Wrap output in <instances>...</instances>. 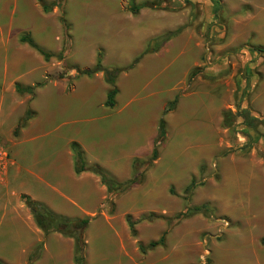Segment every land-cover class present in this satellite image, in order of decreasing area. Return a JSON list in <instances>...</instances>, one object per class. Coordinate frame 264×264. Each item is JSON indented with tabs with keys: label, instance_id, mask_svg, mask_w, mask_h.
<instances>
[{
	"label": "rangeland",
	"instance_id": "obj_1",
	"mask_svg": "<svg viewBox=\"0 0 264 264\" xmlns=\"http://www.w3.org/2000/svg\"><path fill=\"white\" fill-rule=\"evenodd\" d=\"M152 1L158 2L157 8L142 9L135 16L128 11L132 3ZM46 2L52 6L48 15L28 14L23 0H16L19 7L13 19L26 28L23 35L32 36L50 53L67 42L59 74L67 78V92L61 98L70 108L48 118V154L66 148L67 139L97 145L110 140L109 151L117 155L116 162L125 163L132 147L143 146L149 139L147 156L136 159L139 171L130 177L141 174V182L110 202L107 199L112 229L98 216L88 219L85 264H264V122L249 128L238 119L226 129L221 117L223 111L235 114L240 108L264 120V53L251 50L264 48V0ZM172 9L180 25L144 44L140 32L146 28L144 19L156 22L158 11ZM61 17L68 26V39ZM167 20L154 26L171 28L173 20ZM163 40L170 45L162 49ZM12 48L8 56L17 50ZM99 51L111 70L128 67L147 51L133 69L118 75L113 108L103 105L108 85L93 78L96 74L76 73V68L91 69ZM62 60L55 58L51 63L58 67ZM35 68L37 83L42 81V68L38 64ZM57 75L48 74L42 81L48 83V98L60 96L54 87L60 84ZM73 84L79 91L98 86L85 99L83 111H77L80 101L67 94ZM54 107L48 100V111ZM160 119L164 137L159 142ZM89 130L94 131L92 135ZM134 139L141 140L135 145ZM156 141L157 157L147 167ZM7 151L12 154L10 147ZM117 177L122 182L130 180ZM192 181L194 186L187 192ZM200 207H204L201 212H190ZM126 216L136 224L135 237ZM5 226L0 224V264H30L27 251L18 260L15 253L28 247L34 237L26 234L14 239L3 233ZM122 229L123 250L114 237ZM164 233L163 246L139 252V244L146 247ZM42 235L31 259H38L43 250Z\"/></svg>",
	"mask_w": 264,
	"mask_h": 264
},
{
	"label": "crops",
	"instance_id": "obj_2",
	"mask_svg": "<svg viewBox=\"0 0 264 264\" xmlns=\"http://www.w3.org/2000/svg\"><path fill=\"white\" fill-rule=\"evenodd\" d=\"M41 1L48 6V2H46L48 0ZM22 6L28 14H40V12L46 14L43 12L39 0H23ZM18 7L19 4L17 5L16 0H0V147L6 151L10 147L12 151V154L7 151V164L3 170H0V224L7 225L3 233H8L14 239H20L21 235L26 234H31L34 237L28 247L15 253L16 260L21 256H26L25 252L27 251L26 260L31 262L30 264H74L73 240L57 233L45 236L43 250L39 258L31 259L36 244L43 233L36 227L21 197L25 196L31 201L44 206L52 213L68 219L91 220L100 217L108 229L111 230L112 224L110 222L113 221V217L108 215L106 209L107 199L109 198L107 190L102 185L100 178L93 173L84 171L78 175L75 174L74 156L70 150V145L77 143L80 146L86 168L98 166L107 175L118 180V182H122L123 180L117 176H125L124 179L126 180L130 179L133 173V161L147 156L149 139H145L143 146L132 147L133 152L128 155L129 157H125V163L116 162L117 155L109 151L110 140H108V143L97 145L95 142L86 144L84 139H67L66 148L48 154V131L45 129L48 118H52L56 113L63 115L62 113H66L70 107L64 104L61 98L67 92V78L60 79V84L54 85V87L59 88L56 91L60 96L51 94L50 98H48V90L46 89L48 83L45 84L42 81L46 77L48 78V74L62 72V66L66 59L64 58L56 67L51 63L55 59L54 57L49 61H44L43 57L36 51L19 41L24 36V32L27 31L26 28H23L24 26L14 23L13 17ZM174 11V9H172V12L166 13L165 11H158L155 16L156 22H152L151 19L153 18L144 19V22H142L146 24V28L140 31L143 35L141 41L144 44H149L151 40L159 39L163 32L173 31L177 28L181 19L178 13ZM140 15L142 17L147 16L143 13ZM173 15H177V17L171 19L170 16ZM166 19L169 23L173 20L171 28H164L163 25L154 26L157 22L166 23ZM45 25L48 27V24L45 23ZM45 25L41 26L42 31L46 29ZM30 37L32 39V36ZM34 43L43 49L35 41ZM169 45V41L165 42L163 40L160 47L163 49ZM13 46L17 47V50L8 56L6 53L9 48L13 49ZM63 47L64 43L62 49L58 46L54 53L43 50L58 55L62 52ZM35 64L40 65L42 68L40 74L42 81L37 83L33 81L34 74L37 72ZM101 66L104 69L111 70V68L106 67L103 59H101ZM93 78L98 79L100 83L102 81L105 83L102 73H97ZM16 86L22 90L33 88V91L31 94L27 92L20 93L16 91ZM97 88L98 86L92 85L79 91L73 84L72 90L67 94L71 95V99L80 101L77 111H83L85 110V99L92 96ZM107 90H109V86ZM48 100L50 103H55V107L50 109L51 113L48 111ZM105 101L103 100V105ZM48 112L50 115H48ZM25 118L26 120L22 124V120ZM93 132L89 130V134L92 135ZM140 140L134 139V143H132L136 145ZM112 145L115 146L116 141ZM103 151H106L105 155L102 154ZM108 201L110 202L111 199L109 198ZM96 216L98 217L96 218ZM10 224H13L14 228L10 227ZM90 226L88 224L85 230L84 240ZM99 226L100 229H103L104 225L100 223ZM122 231L116 232L114 237L120 241L123 250L125 248L122 242L124 230L122 229Z\"/></svg>",
	"mask_w": 264,
	"mask_h": 264
},
{
	"label": "trees",
	"instance_id": "obj_3",
	"mask_svg": "<svg viewBox=\"0 0 264 264\" xmlns=\"http://www.w3.org/2000/svg\"><path fill=\"white\" fill-rule=\"evenodd\" d=\"M42 10L44 13H50L52 10V6H47L42 3L41 0H39ZM158 2L152 1V2H144L139 5L131 4L128 8V11L132 15H137L138 12L142 9H155L157 8ZM60 23L63 25V29L65 32V37L68 39L67 31L68 26L66 25V22L63 17L60 18ZM162 40V39H161ZM19 41L23 44H27L30 48H32L34 51H36L40 56L43 57L44 61H49L51 58L55 57L58 60L63 59V55L59 53L58 55H53L50 53L45 52L43 49L38 47L34 41L31 39L30 36L24 35L22 36ZM67 49V42L64 41V47L63 50ZM252 51L258 52V53H264V48H251ZM147 52V51H146ZM143 52L140 56L136 57L132 63L126 67L121 69H112L107 70L104 69L101 66V55L100 52L97 55L96 58V64L91 69H84V70H78L76 68L77 75H86V76H92L97 73H102L104 77L105 83L109 86V91L107 92L106 101L104 103V106L106 108H113L115 106V98L118 94V89L116 87V79L119 74L123 72H127L131 69H133L141 60L143 55L146 53ZM64 74H58L55 78L56 79H62L64 78ZM39 86V85H37ZM16 91L20 93H32L33 88H26V89H19V87L16 86ZM174 104V103H173ZM167 112L164 111L163 115H165ZM222 117V126L223 128L229 129L234 126L235 122L238 121V119L242 120V124L246 125L249 128L255 127L256 125L264 122V120H259L254 117H251L249 115V112L246 110H240V108L237 109V112L233 114L230 111H223L221 113ZM26 118L22 120V124H24ZM241 124V123H240ZM159 137L157 141L161 140V138L164 137V121L163 119H160L159 121ZM156 141V144H154L152 157L149 162L145 164V166H150V164L156 159L157 157V151L156 147L158 142ZM160 142V141H159ZM70 150L74 156V172L75 174H80L84 171H88L93 173L94 175L98 176L100 178V181L102 185L105 186L107 193L109 195V198L124 193L126 190H128L130 187H132L135 184H139L142 179V175L135 177L133 179L127 180L125 182H118L114 178L107 175L100 167L98 166H92L87 167L84 163V157L83 152L80 148V146L77 143H72L70 145ZM138 164L137 160L133 161L132 169L135 173L139 171V169L136 167ZM194 186V182L192 181L190 185L187 187V192H190ZM21 200L23 204L26 206L28 211L30 212L34 223L36 227L44 234V236H47L52 233H57L62 235L63 237L70 238L73 240V263L74 264H85V248L86 243L84 240V233L85 230L89 224L88 219L83 220H76V219H68L62 216H58L54 213H52L50 210L45 208L44 206L35 203L31 201L29 198L22 196ZM204 209V207L200 208H194L190 212H201ZM189 212V211H188ZM189 212V213H190ZM126 224L128 226L129 232L132 237L136 236V230H135V223L132 222L130 216L125 217ZM165 241V233L159 238L156 242H150L146 247H144L142 244L138 245L139 252L141 254H145L147 250H152L156 248L157 246H163Z\"/></svg>",
	"mask_w": 264,
	"mask_h": 264
},
{
	"label": "built area",
	"instance_id": "obj_4",
	"mask_svg": "<svg viewBox=\"0 0 264 264\" xmlns=\"http://www.w3.org/2000/svg\"><path fill=\"white\" fill-rule=\"evenodd\" d=\"M8 161V153L4 148L0 147V170H3Z\"/></svg>",
	"mask_w": 264,
	"mask_h": 264
}]
</instances>
